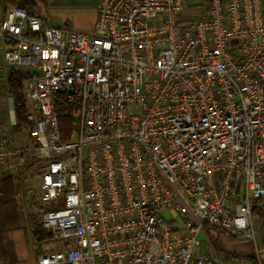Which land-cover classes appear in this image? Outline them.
I'll return each instance as SVG.
<instances>
[{
  "label": "built area",
  "instance_id": "1",
  "mask_svg": "<svg viewBox=\"0 0 264 264\" xmlns=\"http://www.w3.org/2000/svg\"><path fill=\"white\" fill-rule=\"evenodd\" d=\"M11 69L29 104L18 130L4 116ZM57 93L77 106L69 141ZM32 158L42 227L61 243L36 264H263L258 254L226 260L203 242L209 227L255 240L264 0H99L91 32L8 5L0 174Z\"/></svg>",
  "mask_w": 264,
  "mask_h": 264
},
{
  "label": "trees",
  "instance_id": "2",
  "mask_svg": "<svg viewBox=\"0 0 264 264\" xmlns=\"http://www.w3.org/2000/svg\"><path fill=\"white\" fill-rule=\"evenodd\" d=\"M46 1L47 0H0V21L2 20L4 11L8 5H22L31 13L42 16L38 9V5L39 2L46 3ZM22 77L23 74L17 69H11L8 77L7 91L9 96L13 98L15 117L17 120L14 127L17 130L20 129V126L25 121L26 112L29 110V104L22 93ZM55 103L61 138L63 141H69L75 137L79 125L77 106L61 93H57L55 96ZM19 193L26 197L29 193L26 186L25 172L22 171L17 172L16 174L7 175L0 174V264H10L5 235L11 231L26 226V221L21 210ZM258 200L262 202L261 208L264 209V198H259ZM29 201L31 209L27 213V219L32 228V240L35 246V254L39 255L43 251V245L51 243L53 238L50 232L43 229L40 221L41 214L39 216L38 212L33 210V206L37 205V203L33 198ZM257 206L258 205L256 204V207ZM39 208L42 211L46 207L41 204ZM232 257L246 256L232 255Z\"/></svg>",
  "mask_w": 264,
  "mask_h": 264
},
{
  "label": "crops",
  "instance_id": "3",
  "mask_svg": "<svg viewBox=\"0 0 264 264\" xmlns=\"http://www.w3.org/2000/svg\"><path fill=\"white\" fill-rule=\"evenodd\" d=\"M48 1L49 0L44 4H47ZM98 2L99 0H95V2L89 0L87 3L69 6L72 8L74 6H82L86 9L71 11V14L74 15V21H67L64 28H73L80 31L91 32L96 19V7ZM42 17L45 19L44 16ZM4 116H8V118L10 117L8 110L4 112ZM16 173L17 172H10L2 174L7 175ZM20 195L22 194L19 193V196ZM255 202L253 204V215L255 214V217H253L255 240L237 238L219 228L209 227L207 230L209 239H206L205 242H203V246L210 247V245H213L212 248L216 254L221 258H226V260H229L232 255L248 256V258L251 259H256L259 255L264 264V209L261 208L262 202L258 199H255ZM256 204L258 205L257 207ZM24 219L26 221V226L24 228L11 231L5 235L10 264H36L39 255L47 251V244H45L43 245V251L39 255L35 254V246L32 240V228L28 222L27 216H24Z\"/></svg>",
  "mask_w": 264,
  "mask_h": 264
},
{
  "label": "rangeland",
  "instance_id": "4",
  "mask_svg": "<svg viewBox=\"0 0 264 264\" xmlns=\"http://www.w3.org/2000/svg\"><path fill=\"white\" fill-rule=\"evenodd\" d=\"M88 1L89 0H49L47 4H44V2H39L38 9L40 11V14L45 17L49 25H59L61 27H65V23H67V21H74V15L71 14V11H80L82 9H86L82 6H74L73 8L69 6L87 3ZM90 1L95 2V0ZM22 171L25 172L26 186L29 190L27 197L24 195H20L22 213L24 214V216H27V213L31 209L29 200L33 198V200L37 203V205L33 206V210L35 212H38L40 216L41 209L39 208V206L41 205V202L39 200V193L42 166L38 160L32 158L26 162H23L19 166L17 172ZM163 214L166 218L171 217L166 210H163ZM253 217H255V214L253 215ZM60 245V242H52L50 244H47L46 247L47 250H54Z\"/></svg>",
  "mask_w": 264,
  "mask_h": 264
},
{
  "label": "water",
  "instance_id": "5",
  "mask_svg": "<svg viewBox=\"0 0 264 264\" xmlns=\"http://www.w3.org/2000/svg\"><path fill=\"white\" fill-rule=\"evenodd\" d=\"M9 106H10V117L12 120L15 118V109H14V102L13 98L10 96L9 97Z\"/></svg>",
  "mask_w": 264,
  "mask_h": 264
}]
</instances>
